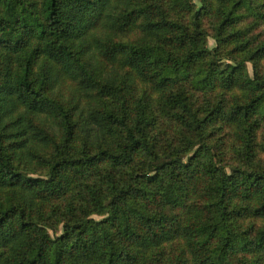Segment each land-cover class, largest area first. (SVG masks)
Returning <instances> with one entry per match:
<instances>
[{
    "label": "trees",
    "instance_id": "obj_1",
    "mask_svg": "<svg viewBox=\"0 0 264 264\" xmlns=\"http://www.w3.org/2000/svg\"><path fill=\"white\" fill-rule=\"evenodd\" d=\"M0 264H264V0H0Z\"/></svg>",
    "mask_w": 264,
    "mask_h": 264
},
{
    "label": "rangeland",
    "instance_id": "obj_2",
    "mask_svg": "<svg viewBox=\"0 0 264 264\" xmlns=\"http://www.w3.org/2000/svg\"><path fill=\"white\" fill-rule=\"evenodd\" d=\"M208 46L210 49H212L215 46V42L212 39L208 40Z\"/></svg>",
    "mask_w": 264,
    "mask_h": 264
}]
</instances>
